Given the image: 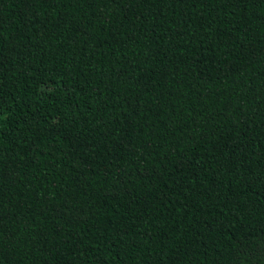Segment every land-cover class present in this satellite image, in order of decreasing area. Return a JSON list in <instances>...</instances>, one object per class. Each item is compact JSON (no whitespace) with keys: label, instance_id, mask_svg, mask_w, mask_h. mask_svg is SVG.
<instances>
[{"label":"trees","instance_id":"obj_1","mask_svg":"<svg viewBox=\"0 0 264 264\" xmlns=\"http://www.w3.org/2000/svg\"><path fill=\"white\" fill-rule=\"evenodd\" d=\"M0 264H264V0H0Z\"/></svg>","mask_w":264,"mask_h":264}]
</instances>
